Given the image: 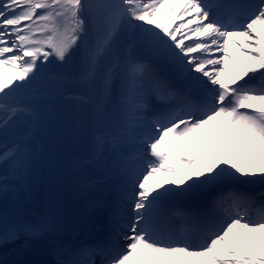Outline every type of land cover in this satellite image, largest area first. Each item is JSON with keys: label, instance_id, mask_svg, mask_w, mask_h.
Returning a JSON list of instances; mask_svg holds the SVG:
<instances>
[{"label": "snow or ice", "instance_id": "1", "mask_svg": "<svg viewBox=\"0 0 264 264\" xmlns=\"http://www.w3.org/2000/svg\"><path fill=\"white\" fill-rule=\"evenodd\" d=\"M0 264H264V0H0Z\"/></svg>", "mask_w": 264, "mask_h": 264}, {"label": "bare ground", "instance_id": "2", "mask_svg": "<svg viewBox=\"0 0 264 264\" xmlns=\"http://www.w3.org/2000/svg\"><path fill=\"white\" fill-rule=\"evenodd\" d=\"M174 19H175V17H174Z\"/></svg>", "mask_w": 264, "mask_h": 264}]
</instances>
